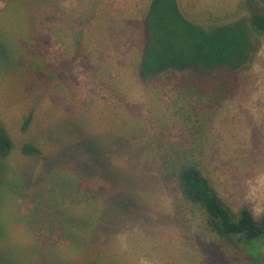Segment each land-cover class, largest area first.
Masks as SVG:
<instances>
[{"label":"rangeland","instance_id":"374dc122","mask_svg":"<svg viewBox=\"0 0 264 264\" xmlns=\"http://www.w3.org/2000/svg\"><path fill=\"white\" fill-rule=\"evenodd\" d=\"M253 1L178 3L209 28L247 21ZM148 2L0 0V126L13 141L0 264H264L257 240L210 231L177 180L194 165L232 211L264 215V32L240 69L141 81Z\"/></svg>","mask_w":264,"mask_h":264},{"label":"trees","instance_id":"16d2710c","mask_svg":"<svg viewBox=\"0 0 264 264\" xmlns=\"http://www.w3.org/2000/svg\"><path fill=\"white\" fill-rule=\"evenodd\" d=\"M257 2H261L260 5ZM247 7L250 11L247 21L235 20L206 28L187 18L178 0H150L143 19L144 46L137 66L139 79L146 81L168 69L192 68L210 74L220 67L242 68L253 51L251 31L264 32V0L253 1ZM31 119L32 113L25 116L22 131L27 129ZM12 148V139L0 126V157L7 156ZM20 150L29 156L40 153L31 143L22 144ZM177 180L186 199L202 209L210 231L235 246L243 239L244 242L257 240V254L262 256L264 215L255 218L247 207L232 211L194 165L182 166Z\"/></svg>","mask_w":264,"mask_h":264},{"label":"crops","instance_id":"0c3cea01","mask_svg":"<svg viewBox=\"0 0 264 264\" xmlns=\"http://www.w3.org/2000/svg\"><path fill=\"white\" fill-rule=\"evenodd\" d=\"M148 1H150V0H148Z\"/></svg>","mask_w":264,"mask_h":264}]
</instances>
